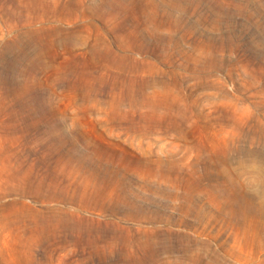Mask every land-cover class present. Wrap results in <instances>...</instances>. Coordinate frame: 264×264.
Wrapping results in <instances>:
<instances>
[{
  "label": "rangeland",
  "instance_id": "rangeland-1",
  "mask_svg": "<svg viewBox=\"0 0 264 264\" xmlns=\"http://www.w3.org/2000/svg\"><path fill=\"white\" fill-rule=\"evenodd\" d=\"M119 1L128 9L135 5ZM155 2L180 29L157 28L150 11L139 12L140 21L128 15L130 27L139 23L142 39L141 50L128 52L137 60L159 62L151 72L128 79V87L141 92V105L134 106L136 96L130 91L120 97L112 79L79 75L85 61H91L86 46L63 40L78 31L91 44L98 32L82 16L65 17L78 10V0H0V124L8 123L9 135L16 136L0 142V168L8 163L1 158V147H6L24 167L31 160L36 173L42 159L22 158L23 151L62 141L68 148L78 132L93 146L115 149L119 157L123 148H147L153 171L160 172L147 180L128 175L133 188L122 193L123 223L133 232L144 229L141 239L148 243L133 254L127 255L121 244L100 250L54 244L50 247L60 248L48 258L0 236V264H133L136 258L151 262L155 257L159 264H264V0H203L196 10L186 8L188 0ZM209 3L219 8L210 12ZM107 33L115 42L114 32ZM33 38L41 42L33 56L47 65L28 78L20 69L31 70L29 61L14 65L12 60L22 47L33 51ZM198 43L210 46L203 50ZM31 116L43 117V130L49 131L45 142L34 146L19 134ZM110 118L123 119L125 128L134 120L146 134L111 129ZM77 144L79 155L84 146ZM15 198L24 206L8 204L7 209L69 205L35 195L10 194L4 200ZM84 213L91 226L97 221L104 226L111 218L97 209Z\"/></svg>",
  "mask_w": 264,
  "mask_h": 264
},
{
  "label": "bare ground",
  "instance_id": "bare-ground-1",
  "mask_svg": "<svg viewBox=\"0 0 264 264\" xmlns=\"http://www.w3.org/2000/svg\"><path fill=\"white\" fill-rule=\"evenodd\" d=\"M167 1L175 3L179 0ZM188 1L189 5L186 8L193 10L201 7L203 3V0ZM131 3H135V5L132 9H128L127 4L119 0H78V10L68 11L65 17H84L86 24L97 31L98 36L94 38L93 43L89 44L87 38L82 37L78 31H71L63 43L70 46L77 44L86 46V53L88 56L90 55L91 61H85L84 67L79 72L80 76L96 80L110 78L113 84L118 86L120 97H123L125 92L131 91L130 94L136 96L132 99V104L140 106L141 102L138 96L141 92L139 95L136 94L134 89L128 87L131 85L127 81L128 79L134 80L133 76L136 77L138 72H151L159 62L149 57L137 60L132 53L128 52L133 48L141 50L142 39L139 35V30H141L139 23L130 27L126 19L128 15H131L140 21L139 12L150 11L151 22L157 28L170 27L177 32L180 29V24L172 21L171 15L164 11L155 0H131ZM207 7L210 8V12L219 8L211 3ZM37 16L42 17L43 15L38 13ZM208 16L209 14L204 19ZM123 19L122 25H114L116 21ZM109 30L114 32L115 42L107 38ZM189 32L190 30H186L185 34ZM31 43L34 45L33 51L28 52L25 47H22L21 53L12 60L14 65L23 64L26 59L29 61L31 70L26 72L20 69V72L28 78L33 77L32 70L34 71L35 68L40 70L47 65L45 60L43 63L42 59L33 56L39 45L41 46V42L33 38ZM198 46L204 50L210 45L198 43ZM162 58L164 61L168 59L167 56H162ZM12 119L9 124L13 125ZM29 119H31L30 122H26L23 127H20L19 134L26 135L32 146L44 143L49 136V131L45 133L43 130V127L46 126L45 119L41 116H31ZM109 123L111 129L118 126L119 129H127L129 134L139 136L146 134L138 128L139 126L134 125V120L126 128L123 119L110 118ZM7 124L4 122L0 124L2 132L0 142L5 141L6 138L10 140L16 138V136L9 135V131L6 129ZM74 133V137L71 138L72 145L68 148H63L62 145L66 141H62L53 147H41L38 151L32 153L23 151L20 154L22 158L26 159L34 160L37 157L42 159L39 165L40 171L36 173L33 171L31 160L27 161L28 166L24 167L23 164L18 163L17 156H14V160L11 159L10 148L1 147V158L7 160L8 163H4L0 168V236L11 238L14 242L27 246L32 254L42 252L48 258L53 257L60 248H51L50 246L54 244H61V246L73 244L84 250L86 247L94 250H100L103 247L113 248L121 244L125 253L130 255L135 247L143 248L148 243L141 239L140 232L144 229L136 228L137 231L133 232L130 226L123 223L127 210H124L126 199L122 193L133 188L128 180V175H134L140 180H147L146 178L150 176H158L160 172L153 171L151 164L154 161L147 158L149 153L147 148L138 152L134 149L123 148L121 150L123 155L119 157L115 149L109 150L93 146L84 140L78 132ZM17 138L19 137L17 136ZM77 142H82L84 146L79 155L76 154ZM52 158L53 162L50 163ZM10 194L21 197L35 195L42 201L49 198L60 199L69 205L47 206L39 210H12L7 209L8 204L21 203L24 206V202L17 198L5 202L4 198ZM89 209L109 212L111 218L104 221V226L101 221H97L96 226H91L92 219L84 213ZM140 218L138 216L137 221H140ZM133 264H159V259L155 257L153 261L146 262L136 258Z\"/></svg>",
  "mask_w": 264,
  "mask_h": 264
}]
</instances>
